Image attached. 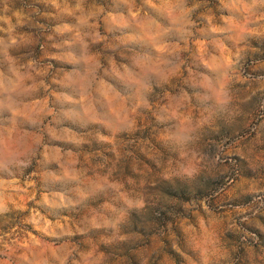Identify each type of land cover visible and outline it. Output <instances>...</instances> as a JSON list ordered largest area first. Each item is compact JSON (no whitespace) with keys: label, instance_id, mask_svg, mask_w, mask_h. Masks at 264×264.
Instances as JSON below:
<instances>
[{"label":"clouds","instance_id":"clouds-1","mask_svg":"<svg viewBox=\"0 0 264 264\" xmlns=\"http://www.w3.org/2000/svg\"><path fill=\"white\" fill-rule=\"evenodd\" d=\"M0 264H264V0H0Z\"/></svg>","mask_w":264,"mask_h":264}]
</instances>
